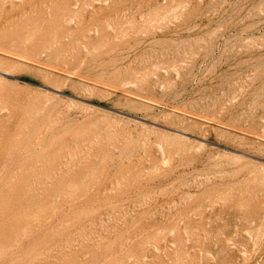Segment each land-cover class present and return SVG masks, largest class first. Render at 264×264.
<instances>
[{
	"label": "rangeland",
	"instance_id": "1",
	"mask_svg": "<svg viewBox=\"0 0 264 264\" xmlns=\"http://www.w3.org/2000/svg\"><path fill=\"white\" fill-rule=\"evenodd\" d=\"M7 174L52 208L24 246L72 219L117 264H264V0H0Z\"/></svg>",
	"mask_w": 264,
	"mask_h": 264
},
{
	"label": "bare ground",
	"instance_id": "2",
	"mask_svg": "<svg viewBox=\"0 0 264 264\" xmlns=\"http://www.w3.org/2000/svg\"><path fill=\"white\" fill-rule=\"evenodd\" d=\"M19 181L21 180H12L11 174L5 175L0 181V264H117L127 255V250L123 249L127 246L125 241L118 243V238H112L95 243L88 232L72 219L66 222L59 220L51 227L49 234L37 237L27 246L22 245L21 238L36 233L49 218L52 208L47 204L30 206L14 202L12 199L17 195L15 188ZM41 208L43 214L39 212ZM40 214L44 216L43 219L32 220L37 219ZM76 232L82 237L77 238ZM103 246H106V251L100 261L94 262L86 256L81 257L80 253L85 255L88 249L94 251Z\"/></svg>",
	"mask_w": 264,
	"mask_h": 264
}]
</instances>
